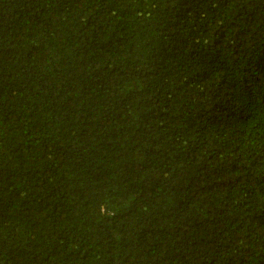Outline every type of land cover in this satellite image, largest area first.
Here are the masks:
<instances>
[{"label": "trees", "instance_id": "16d2710c", "mask_svg": "<svg viewBox=\"0 0 264 264\" xmlns=\"http://www.w3.org/2000/svg\"><path fill=\"white\" fill-rule=\"evenodd\" d=\"M0 264H264V0H0Z\"/></svg>", "mask_w": 264, "mask_h": 264}]
</instances>
